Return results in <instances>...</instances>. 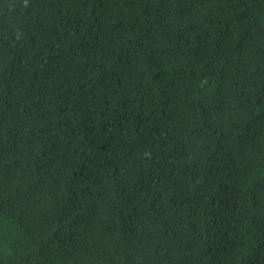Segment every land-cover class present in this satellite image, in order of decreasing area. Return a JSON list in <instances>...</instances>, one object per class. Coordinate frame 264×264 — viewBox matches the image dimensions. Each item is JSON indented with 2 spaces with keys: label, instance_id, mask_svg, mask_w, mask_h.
Returning a JSON list of instances; mask_svg holds the SVG:
<instances>
[{
  "label": "trees",
  "instance_id": "obj_1",
  "mask_svg": "<svg viewBox=\"0 0 264 264\" xmlns=\"http://www.w3.org/2000/svg\"><path fill=\"white\" fill-rule=\"evenodd\" d=\"M0 264H264V0H0Z\"/></svg>",
  "mask_w": 264,
  "mask_h": 264
}]
</instances>
